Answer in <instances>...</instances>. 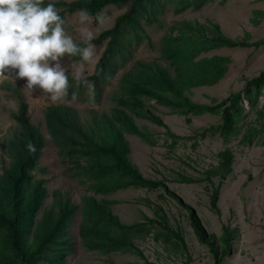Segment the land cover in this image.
Returning a JSON list of instances; mask_svg holds the SVG:
<instances>
[{
    "label": "trees",
    "instance_id": "obj_1",
    "mask_svg": "<svg viewBox=\"0 0 264 264\" xmlns=\"http://www.w3.org/2000/svg\"><path fill=\"white\" fill-rule=\"evenodd\" d=\"M208 1L212 0H79L53 4L61 10L64 18L79 9H86L95 18L111 6L118 10L127 8L116 17L110 29L102 31L93 41L101 52L93 73L87 79L95 84L96 102L99 103L103 88L111 84L120 69L127 67L134 50L146 36L145 25L156 22L172 4L173 11L180 13L187 8L199 10ZM47 4L44 2L42 6ZM214 29L208 32L203 25L182 23L175 35L163 37L162 56L172 70L155 61L136 63L137 66L120 80L113 91L110 98L114 106L109 112H93L81 121L76 109L58 104L49 105L43 116L61 161L67 165L70 177L77 184L101 195L130 188L160 191L161 199L171 198L186 211L188 222L200 244L208 247L214 264H222L235 230L224 226L219 239L213 233L208 234L195 210L169 189L167 181L147 178L140 173L130 159V148L125 140V135H130L150 146L156 144L154 134L139 128L135 118L166 127L146 100H154L156 105L167 108L169 113L187 120L205 114L218 115L221 122L211 131L225 145L238 135L240 124L247 116L243 100L246 98L252 107L258 104L264 87V71L247 81L241 92L213 105L192 102L183 89L213 85L224 75L226 58L212 56L196 59L201 53L222 47L257 48L264 44V40L248 44L225 38L216 25ZM68 58L79 61V57ZM69 79L79 93L87 92L85 87H77L75 81ZM8 89L16 97L18 110L12 114L17 128L11 141L5 143L10 160L0 171V264H65L74 251L71 226L79 206L71 201L68 193L56 190L52 193L51 207L43 210L48 192L45 181L37 179L35 173L45 147L44 134L38 125L31 122L28 104L19 89ZM258 113L263 116L262 112ZM256 133L258 130L249 127L246 141H251ZM167 135L172 139V145L180 138L169 130ZM29 143L35 145V153L28 151ZM217 156V164L206 170L203 177L180 175L174 182L205 183L210 210L218 215L220 191L232 174L234 155L226 147ZM114 203L106 199L97 200L94 196L81 197L79 236L86 249L102 255L119 252L144 258L135 240L156 232L157 239L165 245L173 238L174 247H180L184 252L186 259L182 264H189L183 233L180 228L174 229L170 225L162 205L148 201L154 217L144 215L141 222L125 224L113 214ZM42 210L41 218L37 219Z\"/></svg>",
    "mask_w": 264,
    "mask_h": 264
},
{
    "label": "rangeland",
    "instance_id": "obj_2",
    "mask_svg": "<svg viewBox=\"0 0 264 264\" xmlns=\"http://www.w3.org/2000/svg\"><path fill=\"white\" fill-rule=\"evenodd\" d=\"M75 1L79 0H44L46 3ZM126 9L118 10L112 6L108 7L100 13L104 17L102 23L96 22L93 17V28L97 37L102 31L110 29L116 17L123 14ZM173 9L174 4L170 5L156 22L144 26L146 36L134 50L127 67L120 69L116 77L111 80V84L103 88L97 103L98 108L89 106L87 92L79 93L78 88L73 86L71 91L79 96L77 103L54 104L47 93L24 89L22 86L25 80H15L13 77L0 79V171L2 166L8 165L10 160V153L5 143L11 141L17 128L12 114L17 110L18 102L8 88L17 87L28 104L31 122L38 125L44 134L45 147L35 173L37 179L45 181L48 192L43 210L51 207L52 193L56 190H60L62 194L68 193L71 201L79 206L71 226L74 251L67 257L65 264H182L186 259L180 247H174L173 238L169 239L165 245L157 239L159 237L156 232L135 240L144 258L119 252L102 255L86 249L79 236L80 200L84 195L94 196L97 200L114 201L113 214L125 224L141 222L144 220V215L153 218L154 214L147 205L148 201L162 205L170 225L174 229L180 228L183 233L187 255L190 257L189 264H214L208 247L200 244L194 234L186 211L171 198L161 199L160 191L148 192L130 188L118 190L109 195H101L87 191L85 187L77 184L70 177L67 165L62 163L58 149L44 124V110L49 105L71 106L77 110L81 121L87 119L93 112L98 114L109 112L114 106V101L110 98L113 91L120 80L137 66L136 63L155 61L172 70L170 63L162 56V39L168 35H175L182 23L203 25L208 32L215 30L214 25H216L225 38L244 41L248 44L264 40V0H226L224 2L212 0L199 10L187 8L180 13H175ZM65 20L69 34L79 42L78 17L75 13L66 14ZM100 52V49L97 50L95 60L85 65L86 77L93 73ZM212 56L226 58V70L219 81L213 85L183 89L186 97L194 103L207 105L220 103L231 95L241 92L247 81L264 71V44L257 48L253 46L222 47L203 52L196 59ZM64 63L69 69V78H72L71 73L77 69L79 61L66 58ZM145 102L152 107L154 114L163 119L166 127L135 118L139 128L154 134L156 144L150 146L137 137L125 135L132 163L144 177L167 181L169 189L195 210L208 234L213 233L219 239L224 226L229 227L231 231L235 230L222 264H264V87L255 107H252L244 98L243 105L247 116L240 124L238 135L231 139L228 145H225L222 139L211 131L221 122L218 115L205 114L187 120L183 116L169 113L167 108L156 105L154 100ZM258 112H262L263 116H259ZM249 127L258 130V133L251 141H246ZM168 130L180 137L173 145L172 139L167 135ZM226 147H229L234 155L233 171L221 188L217 215L210 210L205 183L181 184L174 180L180 175L192 178L203 177L206 170L217 164L218 153ZM43 210L37 219L41 218Z\"/></svg>",
    "mask_w": 264,
    "mask_h": 264
},
{
    "label": "clouds",
    "instance_id": "obj_3",
    "mask_svg": "<svg viewBox=\"0 0 264 264\" xmlns=\"http://www.w3.org/2000/svg\"><path fill=\"white\" fill-rule=\"evenodd\" d=\"M43 4L44 0H0V79L25 80L24 89L47 93L54 104H75L79 96L71 91L70 72L64 60L79 57L72 79L77 87L87 89L89 106L98 108L95 84L84 72L85 65L97 56L92 15L86 9L75 13L78 42L69 34L61 10L53 3ZM103 20L101 14L96 15V22ZM27 148L30 153L36 151L32 143Z\"/></svg>",
    "mask_w": 264,
    "mask_h": 264
}]
</instances>
